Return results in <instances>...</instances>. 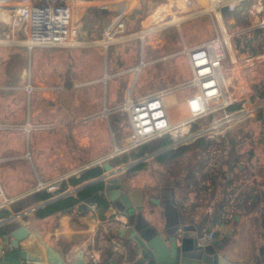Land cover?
I'll list each match as a JSON object with an SVG mask.
<instances>
[{
  "label": "crops",
  "instance_id": "obj_1",
  "mask_svg": "<svg viewBox=\"0 0 264 264\" xmlns=\"http://www.w3.org/2000/svg\"><path fill=\"white\" fill-rule=\"evenodd\" d=\"M106 1L108 0H99L98 2L95 0H68L72 8V18L75 25L74 27L79 34V44L75 47L64 48L69 50L70 57L73 60L74 56L72 53L75 51V49L71 48H80L79 50L82 49L84 55L82 59H79V61L83 62V64L88 63L91 60L92 63H94V56H96L95 59L98 60L99 58L100 60V53L102 50L99 48L103 49L104 55L106 53V59L104 66L105 72L102 74H105L100 80L97 79V76L92 78L94 80L97 79L98 81H102L107 86L104 94L105 101L103 105L109 106L107 97L109 94L108 88L111 79L122 80V86L125 88L124 90H126L136 76L134 72H125L126 70L140 65L142 60L147 63V65L144 67L147 68V66L155 63L158 59L149 60L150 57H146L145 46L143 43L142 53L138 61L134 60L132 65H125V61L122 58L124 63L122 67L114 69L115 65L112 61H109L108 50L109 47L116 45L117 43L109 45L108 47L100 45L98 41L101 38L102 30L99 31V34L97 33L95 28L96 22L103 20L106 23V20L110 19L112 14L115 16L120 13L118 10L120 7H122V5H127L124 7L126 10L122 13V16L126 17V15H128V27L130 29L134 28L136 30L141 29L140 32L142 33L143 31L148 32L149 30L154 29L153 27H150L152 25V21L154 20L155 22H158L159 20H164L167 17L170 18L172 15L173 21H180L179 18L183 17L187 20L195 18L189 16L194 13V10L186 6L187 0H144L145 2L143 5L147 12L142 14L144 19L140 23L141 25H136L137 23L133 22L137 21V17H139L141 14H135L136 10L134 9V6L143 0ZM248 1L250 2V5L248 4ZM246 5L252 6V15H250L252 25L256 20H258L259 17L262 16L261 14L264 11V0H244L241 5L242 13L245 12L244 7ZM260 6H262V10L258 12V8ZM88 8H92L93 17L90 18L88 16V22L85 27L86 29L83 30L80 28L78 31L82 14ZM98 11H103V19L98 16ZM176 13L184 14V16L178 17ZM229 13L230 12H228L227 15ZM1 17L2 21L0 26L8 33V36H4V43L0 45V65H5V70L7 71L4 73L5 77H3V72L0 71V126L5 127L7 125L11 126L12 124L16 125L17 127V125L20 126L21 124H17L15 122H18V119L26 121V116L29 109V103L27 104V102L16 105L15 100L18 99V96L21 93H24V91L20 88L22 85H20L19 81L25 77V82L31 79L36 84L39 83L38 85L57 87L52 91H41V96H37L33 102L30 100V106L32 104L34 108V115L37 118L39 116H44L47 110L43 111V108L37 107L39 101L45 100L53 104V102L50 101L55 100L57 93L62 91L64 87L60 83H56V79L58 80L59 75L56 76V84H54L50 82L45 83L41 73L44 72L47 67L58 69L60 66H65V60L62 59L63 54L60 53L65 50H58L57 54H53L48 53L49 51H47L51 50V47H43V49L37 47V53L31 61L30 58L32 55H30V53L33 48L29 50L26 48L27 46L23 44H12L14 41H20L24 39L25 30L22 27L23 24L19 23L18 25H13V12L6 9L2 10ZM255 17L257 19L253 21ZM224 19L227 20V16ZM224 19L221 21H224ZM227 21L236 22L235 18L233 17ZM144 22L146 24L149 23V25L145 26ZM234 24H232L233 27H235ZM127 34H129V29L127 30ZM131 40L133 41V39H130L118 42V44L132 42ZM229 47L227 46L228 53L233 56H237V58H239V60H241L243 63H238L234 76L240 79V81L248 87L252 96H261V93L264 90V67L262 68V66H264V52H262V57L260 56L258 58L255 57V54L249 53L250 57H248L246 60L248 55H244L245 57L243 56L242 60L241 56H238V53L242 51V48H238L239 51L236 50V52L234 47L232 48L233 50H230L231 47ZM23 63H27L29 65V74L28 70L22 67L24 66ZM254 64L261 67H255L250 70ZM18 71H20L19 74ZM178 71L179 70L176 71L177 74L179 73ZM255 72H257L261 78L259 80H255L253 84L251 77H254ZM32 73H34V79L32 78ZM257 84L261 88L260 92L258 90ZM71 86L72 83L67 81V87L70 88ZM254 86L256 87L257 91L255 90ZM146 95L148 94L143 96ZM119 98L120 95L118 97V101H121L123 96L120 99ZM119 115L124 117L128 123L126 114L112 113L115 121L120 120ZM259 115V118H257L255 122L251 123L249 127L230 132V155L226 160L222 178L217 183V185H214L212 191L208 190L206 185L194 176V169L202 162L203 153L200 152L198 155L191 152H186L180 157L167 159L165 161L157 160V157L159 156L158 155L152 158L153 161H151V163H153V168L149 169L146 168L148 165V160L140 161V157L129 158L128 161L121 163L114 162L115 159L130 154L131 151H129L110 159H102L98 165H92L91 167L87 166L86 169L81 168L77 173L67 172L68 170H65L67 167L63 166L61 173L53 174L51 176V173H49L48 168H45L44 164L46 163L47 167H52V164L58 163L57 161L59 160L61 165H65V158L61 157L55 159L53 157H47L42 159L40 155H42L44 152H41L40 154L38 153V141L40 139H38L39 137L37 136H31L29 138L28 147L27 143L25 142L26 149L30 148V146H32L33 149V159L30 160L32 169L31 175L37 181L50 180L57 182L56 180L51 179H54L53 177L60 178L61 176L58 175L65 173V177L60 180V189L56 188L55 190L50 191L47 188H43L49 192H52V197H54V192L57 190L62 195L63 193L61 191L67 190V192H71L70 190L72 189L75 191V195H72L76 196L79 191L78 187H80V185L89 181H93L94 179H97L101 176H105V179L100 181H104L106 183L109 178H111L109 176H111L112 173L119 172L117 176L121 178L123 187L122 191L126 192L125 194L128 195L132 203L137 205L138 203L144 202L147 205L146 208H149L151 204V196H159V185L164 183L171 184L176 189L177 198L183 207L188 208L190 214L195 215L197 223L201 222L206 226V233L214 231L215 239L225 237L227 230L231 226L235 225V231L233 232V235L228 237L226 241L227 247L224 249V253L226 255H228L232 260L240 263L264 264V140L258 135L260 130L259 123L262 121L264 115ZM27 117L29 119L30 116L28 115ZM113 135L116 143H124L122 142L121 138H118V140L112 131V144H114ZM46 137H51V135H47ZM15 141L18 140L15 139ZM20 142L18 141V144H23L21 139ZM13 143V140L9 143V149H12V146H14ZM67 146L72 157V160L69 161V164L73 163V159H75L74 164H79V167L81 166L80 164L85 163L83 158L78 156L77 152L74 151V148L71 145L67 144ZM155 146L156 145L153 144L150 151L156 150ZM21 147L22 146H19L17 148ZM47 147L48 149H53L52 145ZM3 158L4 157L0 158V178L3 183L1 186L3 188L4 196L7 199V202H5L6 199L0 201L5 202V209L10 213V215L7 217H14L13 220L7 223L17 222L20 224V226L24 223L27 226H30L31 229L30 235L26 238L27 245H19L20 257L18 264H59L61 260L64 261L65 264H76L78 253L81 250L86 251L85 249L91 247L97 251L98 255H100L102 264L135 263L138 256L134 244L133 242L128 243L126 241L125 234L122 231L124 224L120 220L116 219V217L124 213L117 210L116 207L113 206L110 197L111 193L104 194L108 204L105 207L98 204V211H95L90 207V202L85 203L84 208H82L80 205H77L71 210L65 209L66 211H64L63 209L62 211L48 215L44 218L38 217L36 212L47 205L41 207L38 206L52 197L43 201H39L40 203L35 202L39 204L30 208H28L30 206V202H27L25 207L21 210L16 211L14 209L12 211L9 208L11 205H13L12 203L19 201L41 189H38L36 186L32 185L25 187L24 189L21 188V185H19L17 188L11 189L7 182H3L5 179L4 175H1V170L3 169L1 164L3 163L2 161L6 160H2ZM106 162H109L114 166V168L111 169V172H108L109 170L104 168V164ZM138 165L143 166L139 167ZM95 166H101L103 168L102 174H100L98 177L87 180L78 185H71L69 183V179L71 177H80L82 172ZM138 168H140L141 171H144L145 173H143L141 177L134 176L131 178V176L134 175V172L131 173V171H134ZM153 169L156 171H153ZM190 172L192 174V178H188V174ZM158 173L160 175H158ZM163 174L166 175L165 178L153 182L150 181V178L146 177L147 175L153 177L155 175L161 176ZM18 181L22 183V178H18ZM64 183L67 184L63 189ZM70 195L71 194L68 196ZM230 197H237L239 200L237 215H240V220L236 221L235 219V222L232 225H225L221 227L220 221L223 206ZM241 202H243V206L240 205ZM11 208L13 209V207ZM7 217L1 218L0 222L6 221ZM6 224L2 223L0 227ZM12 239L13 237L8 235L0 240V264H4L6 250H10L14 247L12 245ZM49 249L51 250V254L49 253ZM131 249L133 252H131ZM36 256L38 257L37 261L34 259ZM84 264H86L85 260Z\"/></svg>",
  "mask_w": 264,
  "mask_h": 264
},
{
  "label": "built area",
  "instance_id": "obj_2",
  "mask_svg": "<svg viewBox=\"0 0 264 264\" xmlns=\"http://www.w3.org/2000/svg\"><path fill=\"white\" fill-rule=\"evenodd\" d=\"M243 1L187 0L186 6L194 10L189 16L196 18L209 15L214 22L219 23L224 19L221 13L223 6H228V12L242 10ZM3 9L13 12V25L23 24L25 37L22 42L30 49L75 47L79 44V34L74 27L68 0H0V24ZM261 10L262 6L258 8V12ZM179 19L181 21L184 17ZM125 28L124 16H121L102 31L98 43L108 47L129 40L131 35H119L126 31ZM6 35L8 33L0 26V45L4 43ZM232 36L241 37L256 51H264V16L259 17L252 25L232 30L230 37ZM227 46L228 39L220 33L197 44H184L181 52L188 58L191 78L146 96H136L134 93L137 77L147 63L142 60L140 65L126 70L125 72H134L135 79L127 87L122 101L113 107L104 105L102 111V116L107 119L110 113L126 114L129 123V135L123 144L116 143L113 135L114 150L111 158L167 135L172 136L171 144L145 153L139 158L140 161L205 139L207 145L202 154V162L194 169V176L212 191L222 178L230 155V132L249 127L259 118V114L264 115V98L252 96L248 87L234 76L239 60L237 56L228 53ZM20 88L30 99L36 91H52L57 87L36 85L29 79ZM259 124L258 135L264 140V117ZM23 129L28 134L35 129L30 117ZM26 156L32 159L30 148ZM40 185L44 187L41 181ZM57 187L50 186L49 190ZM0 195L4 196L1 184ZM5 205L4 201H0V209ZM89 205L98 211L97 202ZM238 205L237 197H230L226 201L221 213V227L235 222ZM116 219L125 224L127 217L121 214ZM207 236L213 239L214 231L207 233ZM85 250L86 264H102L95 249L91 247Z\"/></svg>",
  "mask_w": 264,
  "mask_h": 264
},
{
  "label": "rangeland",
  "instance_id": "obj_3",
  "mask_svg": "<svg viewBox=\"0 0 264 264\" xmlns=\"http://www.w3.org/2000/svg\"><path fill=\"white\" fill-rule=\"evenodd\" d=\"M144 2V0L140 1L137 5L134 6V9L136 10L135 14H141L139 17H137V21L133 22L137 23L136 25H141L140 23L144 19L142 14H145L147 12L143 5ZM125 6L127 5H122V7H120V9L118 10L120 11L119 14L114 16L111 13L112 15L110 16V19L106 20V23L103 20H100L99 22L97 21L95 24L97 33L99 34V31H101L103 28H109L110 25H112L114 22H116V20L121 18L122 13L126 10L124 8ZM263 14L264 11L261 15L263 16ZM176 15L178 17L184 16V14L178 13H176ZM88 16L90 18L93 17L92 8H88L83 12L79 23L78 31L80 30V28L83 30L86 29L85 27L88 22ZM126 17H124L126 31L120 33L119 35H126L125 33H127V30L129 29L128 35L132 34L130 39H133V42L139 40L140 47L138 48V50H130L128 53L123 54L122 58L125 61V65H132L134 60L138 61L142 53L143 43L145 46L146 57L148 58L149 56V60L158 59L155 63H152L147 66V68H144L143 71L138 75L134 93L136 96H143L145 94H150V92L153 93L156 91H160L162 89L174 86L175 84L181 83L183 81H187L191 78V71L188 65V58L185 54L181 52L184 44L186 43H200L203 39L212 38L213 36L220 33L223 34L226 39H228V47H231H229L230 50H233L232 48L234 47L235 51H239L236 46V39H240V47L244 49L243 51H245H241L238 53V56H241L242 60L244 55H248L246 58L247 60L248 57H250L249 53L255 54V57L258 58L260 56L262 57V52H264L253 50L252 47H250V45H248V43H246L241 37H230L232 30L238 29L232 26L235 21L229 22L224 19V21L216 23L209 15L199 16L195 19L190 20L182 19L181 21H173L172 15L170 16V18L167 17L166 19L159 20L158 22H155V20L152 21V25L150 27H153L154 29L149 30L148 32L143 31L142 33L140 32L141 29H130L127 25L129 19L128 15H126ZM256 19L257 18L255 17L253 21H255ZM101 23H105V26L101 27ZM144 25H149V23L146 24L144 22ZM143 34L145 35L142 38L141 36ZM22 41L23 40L14 41L12 42V44L21 45L23 44ZM26 48L31 50L28 47ZM40 49H43V47H40ZM71 49H75V51L72 53V55L74 56V60L71 59L70 52L69 50H67V48L51 47V50H47L49 51L48 53L53 54H57L58 50H65L60 52L63 54L62 59L65 60V66H60V68H58L59 70L57 68L53 69L51 67H47L45 71L41 73L45 80V83H60L61 85H63L64 89L57 93L55 100L50 101L53 102V104L49 103V101L37 100L39 101L37 107L43 108V111L47 110L44 116H39L37 118L34 115L33 105L31 104L30 106V100L31 102H33V100L37 96L39 97L41 91H36L34 94H32L30 99L26 94H24L25 92L21 93L18 96V99L15 100L16 105H18L19 103L24 104L25 102H27V104L29 103L27 116L30 115V121L35 129L32 130L30 134L25 132V130L23 129L24 125L27 123L28 120L27 116L26 121L18 119V122H15L17 124H21L20 126L17 125L16 127V125L11 124V126L7 125L5 127H0V158L4 157L2 160L6 159L2 161L3 163L1 164L3 167V169L1 170V175H4L5 179L3 180V182H7L11 189L17 188L19 185H21L22 189L32 185L36 186L38 189L48 188V190L50 186L59 185L57 189H60V180L65 177V173H63L61 175H58L61 176L60 178L53 177L54 179H51L56 180L57 182H53L50 180V182L41 180V182L44 183L43 187L42 185H40V181H37L31 175L32 169L30 160H32L33 158L30 159L26 156L28 150V148L26 149V143L28 147V140L31 136H37L39 137L38 139H40L38 141V153L40 154L41 152H44L42 155H40L42 159H45L47 157H53L55 159L61 157L65 158V165H61L59 163V160L57 161L58 163L52 164V167H47L46 163L44 164L45 168H48V171L49 173H51L52 176L53 174L61 173L63 170V166L67 167L65 169L68 170L67 172L77 173L78 170H80L81 168L86 169L87 166L91 167L92 165H98V163L102 159H110L111 154L114 150V144H112L111 136L112 131L114 132L117 139L121 138L122 142H124L129 135L128 123L124 117L119 115L120 120L115 121V119L113 118L114 116H112V113L109 114L108 119L102 116V111L104 109L103 104L105 101L104 94L107 86L102 81L98 80L102 79L103 75L105 74L102 73L105 72L104 66L106 53L104 55L103 49L99 48L100 50H102V52L100 53V60L99 58L98 60L95 59L96 56H94V63H92L91 60L90 62L83 64V62L79 61V59H82L84 55L83 50H79L80 48ZM37 50V47H34L31 51V61L33 57H35ZM240 62L241 60H239V64ZM23 65L24 66L22 67L24 69H27L29 74V65L27 63H23ZM255 67L261 66H257L256 64H254V66L250 70ZM263 67L264 66H262V68ZM5 69V65H0V71L3 72V77H5L4 73L7 72ZM177 70H179L178 74L176 72ZM19 73L20 71H18V74ZM58 75L59 78L57 80L56 76ZM32 76V78L34 79V73H32ZM94 76L98 77V80L96 79L97 81L92 78ZM260 78L261 76L257 72H255L254 77H251V80L254 84L255 80H259ZM67 81H70L72 83V86L70 88L67 87ZM27 82L28 81L25 82V77L19 81L20 85L22 86ZM34 84L36 83L34 82ZM38 84L39 83H37L36 85ZM254 88L257 91L255 86ZM124 89L125 88L122 86V80H110L108 88L109 94L107 97L109 106H115L120 102V100L118 101V97L120 95L121 98L124 95V92L126 91ZM47 135H51V137H46ZM15 139H17L19 142L21 139L23 144L20 145L21 142L18 144V141H15ZM12 140L14 142L13 145L16 148L12 146V149H9L8 145ZM67 144L71 145L74 148V151L77 152L78 156L83 158L85 163L80 164V167L79 164H74L75 159H73L72 164H69V161L72 160V157L68 151ZM50 145L53 146V149H48L47 146ZM19 146L22 147L17 148ZM30 149L33 157L32 146H30ZM6 157L10 158L7 159ZM151 161H153V159L148 160L149 166L147 165L146 168H153V163H151ZM154 170L155 169H153V171ZM108 172H111V170H109ZM132 172H134V175H132L131 178H133L134 176L141 177L143 173H145L144 171H141L140 168L131 171V173ZM118 173L119 172H114L109 177H116ZM165 174L158 176L160 175L158 173L157 176L155 175L152 177L147 175L146 177L150 178V181L153 182L165 178ZM20 177L22 178V183L18 181V178ZM0 184L3 185L1 178ZM55 189L56 188H54L53 190ZM70 191L71 192H67V190H64L61 192L63 194L69 193L71 195L75 193L73 189ZM118 193V190H114L111 192L110 195H116ZM4 198L5 196L0 195V200H5ZM5 202H7V199ZM28 202H30V206L28 208L36 206L40 203H34L33 201ZM11 207H13V209ZM11 207L9 208L13 211L15 207L13 205H11Z\"/></svg>",
  "mask_w": 264,
  "mask_h": 264
},
{
  "label": "water",
  "instance_id": "obj_4",
  "mask_svg": "<svg viewBox=\"0 0 264 264\" xmlns=\"http://www.w3.org/2000/svg\"><path fill=\"white\" fill-rule=\"evenodd\" d=\"M221 13L225 18L228 6H223ZM240 44V39L237 38V48H240ZM104 168L111 170L114 166L106 162ZM102 179H105V176L86 182L78 189H83ZM122 188L121 178L112 177L106 182L103 193L119 191L118 194L110 197L113 206L127 217L122 231L126 241L133 242L136 249L138 257L134 264H249L234 261L224 253L227 238L233 235L235 225L227 230L225 237L209 239L206 226L201 222L197 223L195 215L190 214L188 208L183 207L173 185L168 183L159 185V196L150 197L149 208H146L147 205L144 202L137 205L132 203ZM54 194V197L44 201L38 207L46 206L69 195H61L58 190ZM240 205L243 206V202ZM13 218L7 217L6 221L0 222V225L6 224ZM235 219L239 221L240 215H236ZM30 233V226L24 223L12 230L10 232L13 237L12 245L26 246V238ZM131 252H133L132 249ZM49 253L51 254L50 249ZM37 258L36 256L34 259L37 261ZM84 260L85 251L81 250L77 255L76 264H84ZM59 264L65 263L61 260Z\"/></svg>",
  "mask_w": 264,
  "mask_h": 264
},
{
  "label": "trees",
  "instance_id": "obj_5",
  "mask_svg": "<svg viewBox=\"0 0 264 264\" xmlns=\"http://www.w3.org/2000/svg\"><path fill=\"white\" fill-rule=\"evenodd\" d=\"M247 4V3H246ZM248 4L250 5V2L248 1ZM247 6V7H246ZM244 7L245 12L242 13L241 10H235L230 12L227 15V20L230 19L231 17L235 18L236 22L234 26L236 28H243L248 25H251V18L250 15L252 12L251 6L246 5ZM98 16L103 19L104 14L103 11H98ZM105 26V23H101V27ZM104 29V28H103ZM102 29V31H103ZM132 47V48H131ZM135 47V48H134ZM140 47V41H135V42H125V43H120L113 45L109 47L108 50V56H109V61H112L113 64L115 65L114 69L121 68L123 63L122 56L125 53H128L130 50H138ZM131 48V49H130ZM259 92L261 91L260 86L257 84ZM261 97L264 98V90L261 93ZM173 142L172 136L167 135L165 137H162L158 140H155L151 143H147L145 145H142L141 147H138L135 150H132L130 154L124 155L120 158L115 159L114 162L116 163H121V162H126L129 160V158H138L142 157L146 152L150 151L151 146L155 144V148L159 149L164 146H167ZM119 144V143H118ZM207 145V141L205 139H199L196 142H194L191 145L188 146H182L178 149H174L171 151H167L157 157V160L159 161H165L167 159H172V158H177L185 154L186 152H191L193 154L198 155L199 152L203 153ZM139 167H142L143 165H138ZM103 168L101 166H95L90 169L85 170L84 172L81 173L80 177H71L69 179V183L71 185H78L81 184L87 180L93 179L95 177H98L100 174H102ZM188 178H192L191 172L188 174ZM67 183L63 184V189L66 187ZM106 183L104 181H96L91 183L90 185L86 186L85 188L81 189L78 191L77 195H70L66 196L64 198H61L49 205H47L44 208L39 209L36 212V215L40 218H44L48 215L54 214L56 212L62 211L63 209L71 210L77 205H80L82 208H84L85 203H90L93 201L98 202L100 206L105 207L108 202L107 199L105 198V195L103 193L105 189ZM62 190V189H61ZM53 193L47 191L46 189H41L39 191L34 192L33 194L25 197L24 199H21L19 201H16L13 204L15 207L14 209L16 211L21 210L22 208L25 207L26 203L28 201H33L39 202L46 200L50 197H52ZM10 213L8 210L5 208L0 209V219L5 218L9 216ZM20 227V224L17 222H12L8 223L6 225H3L0 227V240L3 239L5 236L10 235V232L16 228ZM19 252H20V247H13L10 250H6L5 256H4V264H18L19 263Z\"/></svg>",
  "mask_w": 264,
  "mask_h": 264
},
{
  "label": "bare ground",
  "instance_id": "obj_6",
  "mask_svg": "<svg viewBox=\"0 0 264 264\" xmlns=\"http://www.w3.org/2000/svg\"><path fill=\"white\" fill-rule=\"evenodd\" d=\"M111 1H115V0H108V1H106V2H111Z\"/></svg>",
  "mask_w": 264,
  "mask_h": 264
}]
</instances>
